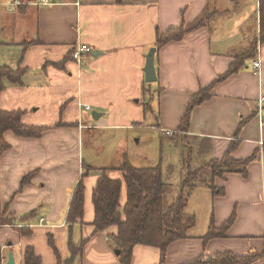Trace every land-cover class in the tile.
<instances>
[{
    "label": "crops",
    "instance_id": "0c3cea01",
    "mask_svg": "<svg viewBox=\"0 0 264 264\" xmlns=\"http://www.w3.org/2000/svg\"><path fill=\"white\" fill-rule=\"evenodd\" d=\"M13 1L0 0V66L21 68L25 74L21 86L6 85L0 93V111H25V125L46 130L39 138L18 137L11 131L3 135L9 148L0 157V215L18 224L28 214L33 217L17 226L32 231L27 237L10 225L0 227L1 264H6L9 254L15 264H23L25 247L33 249L40 264H56L47 243L50 235L62 261L70 257L69 240L77 244L87 239L72 264H119L106 237L116 228L94 233L90 226L92 188L99 172H90L84 181L83 224L69 230L66 223L82 163L96 169L111 164L97 167V161L86 160L84 138L145 126L155 128L160 137L175 138L192 96L213 83L210 98L192 110L182 138L210 139L207 160L222 158L231 144L233 159L253 153L256 159L247 166L246 177L230 173L224 181H214L224 188V195H210L206 227L200 234L189 233L197 227L194 214L196 222L188 238L167 247L166 264L223 252L245 256L249 251L261 254L253 264H264L261 0H46L47 5L19 0L18 6ZM231 4L234 7L226 9ZM178 28L186 35L156 50L157 33ZM255 40L254 56L225 76ZM78 45L91 49L80 65L69 57ZM151 49H155L157 80L146 83L143 68ZM257 60L260 67L254 70ZM94 112L100 114L96 120ZM59 121L64 126L58 127ZM101 151L97 148V153ZM32 171L36 173L30 183L21 187L22 178ZM109 176L121 178L119 172ZM125 197L123 186L121 206ZM233 214L225 237L203 240L211 222L219 228ZM159 257L157 248L137 245L130 264H158Z\"/></svg>",
    "mask_w": 264,
    "mask_h": 264
},
{
    "label": "trees",
    "instance_id": "16d2710c",
    "mask_svg": "<svg viewBox=\"0 0 264 264\" xmlns=\"http://www.w3.org/2000/svg\"><path fill=\"white\" fill-rule=\"evenodd\" d=\"M118 3L121 0H117ZM259 41L264 43V0L260 1L259 8ZM203 25V23H201ZM183 28L171 29L164 34L157 33L155 48L160 49L171 41H179L185 35ZM37 42V41H36ZM36 42H33L36 43ZM256 40L250 47L231 64L225 76L235 73L247 57L255 54ZM74 50V49H73ZM69 53L71 58L72 51ZM72 59V58H71ZM57 67L59 65H56ZM25 71L21 68L15 70L8 66H0V93L6 85L21 86ZM224 76V77H225ZM218 78L216 81L222 80ZM214 83L201 89L192 96L186 111L181 119L180 128L175 138L181 147L179 165L180 181L178 187L170 183V179L176 171L174 165H162L158 163L153 168H136L126 160L119 167L96 169L82 163L81 177L78 179L68 206L66 223L68 229L74 225L83 224L85 179L90 172L97 171L99 176L92 188L93 220L90 226L94 233H103L110 228H116V233L107 234L108 242L114 252L117 251L119 264H130L132 251L135 246H148L157 248L160 252L158 264H166L167 247L182 239L188 238V232L194 227L196 218L194 214L186 212L188 199L192 192L199 186L209 189L212 197L224 195V188L215 186L217 179L225 180V175L238 173L247 176V166L256 159V153L248 158L236 160L231 157L233 144L220 159L207 160L206 156L211 151V141L208 138H182V133L187 132L190 114L192 110L210 98V91ZM140 103V102H139ZM146 109V104H144ZM63 108L60 110V116ZM25 111H0V157L9 148L3 138L7 131L13 132L18 137L39 138L46 130L45 127L28 126L22 122ZM59 126H64L61 121ZM110 172H119L121 178H111ZM36 171L25 175L21 180V187L30 183ZM125 186L126 197L124 205H120V195ZM33 214H28L19 219V224L13 219H4L0 215V227L10 225L22 237L30 236L32 231L26 227H17L29 221ZM235 219L233 214L222 226L215 228L210 223L204 241L225 237ZM47 243L56 257V264H72L74 259L81 255L87 239H81L77 244L68 241L70 257L62 261L59 257L53 237H47ZM261 257L255 251H249L245 256H236L230 252L217 253L212 258L199 257L183 264H253ZM0 246V264H1ZM23 264H40L31 247L22 250Z\"/></svg>",
    "mask_w": 264,
    "mask_h": 264
},
{
    "label": "rangeland",
    "instance_id": "374dc122",
    "mask_svg": "<svg viewBox=\"0 0 264 264\" xmlns=\"http://www.w3.org/2000/svg\"><path fill=\"white\" fill-rule=\"evenodd\" d=\"M233 4L226 6L232 9ZM214 30V21L210 24ZM97 148H102L97 153ZM84 158L93 160L97 167L105 166L119 167L124 160L136 168H153L158 163L162 165H174L176 171L170 179L174 187H178L179 165L181 157V147L168 137H160L157 130L151 126L132 127L123 131H106L95 134L94 137L84 138ZM211 192L203 186L196 188L189 198V205L186 212H190L197 217V227L192 229L190 234H200L206 227V214L211 210L208 206V199ZM116 253V251H115Z\"/></svg>",
    "mask_w": 264,
    "mask_h": 264
},
{
    "label": "built area",
    "instance_id": "2783aa9c",
    "mask_svg": "<svg viewBox=\"0 0 264 264\" xmlns=\"http://www.w3.org/2000/svg\"><path fill=\"white\" fill-rule=\"evenodd\" d=\"M38 2H40V4H43V5H47V3H48L46 0H38ZM20 3L21 2L19 0H14L13 1V5H17L18 6V5H20ZM90 54H91V49L89 47H87L86 45H78L72 51L71 58H72V60H74L75 62H77L80 65V64H82L84 62L86 56H88ZM252 66H253L254 70H258L259 67H260V62L258 60L254 61ZM259 102L262 103V104L264 103V95L263 94L260 96ZM84 109H85V111H88L90 108L89 107H84ZM165 134L168 135V136L172 135L171 132H166Z\"/></svg>",
    "mask_w": 264,
    "mask_h": 264
},
{
    "label": "water",
    "instance_id": "95a60500",
    "mask_svg": "<svg viewBox=\"0 0 264 264\" xmlns=\"http://www.w3.org/2000/svg\"><path fill=\"white\" fill-rule=\"evenodd\" d=\"M154 54H155V49H151L145 57V66L143 68V73H144V80L146 83H154L157 80L156 72L154 68ZM99 116L100 114H97L96 112L92 113V117L95 120L98 119ZM115 254L117 255L118 252L116 251ZM6 264H15L12 254H9Z\"/></svg>",
    "mask_w": 264,
    "mask_h": 264
}]
</instances>
